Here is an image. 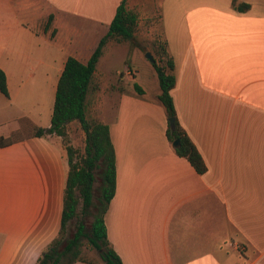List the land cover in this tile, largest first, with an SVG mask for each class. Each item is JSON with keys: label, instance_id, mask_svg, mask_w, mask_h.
<instances>
[{"label": "crops", "instance_id": "0c3cea01", "mask_svg": "<svg viewBox=\"0 0 264 264\" xmlns=\"http://www.w3.org/2000/svg\"><path fill=\"white\" fill-rule=\"evenodd\" d=\"M120 2L0 0L9 88L8 96L0 91V133L19 138L0 148V264H35L60 231L66 144L33 133L51 125L67 58L87 62ZM127 7L149 28L145 38L158 27L153 35L167 41L177 117L207 170L197 172L169 140L156 70L149 92L142 66L119 69L121 84L99 113L116 152L110 242L123 264H264V0H127ZM126 68L133 75L120 73Z\"/></svg>", "mask_w": 264, "mask_h": 264}, {"label": "trees", "instance_id": "16d2710c", "mask_svg": "<svg viewBox=\"0 0 264 264\" xmlns=\"http://www.w3.org/2000/svg\"><path fill=\"white\" fill-rule=\"evenodd\" d=\"M237 9L244 11L249 4L240 3ZM52 19V16L50 17ZM138 15L127 7V0H121L108 32L102 36L87 62L69 56L57 84L51 125L38 127L33 135L65 136L70 122L78 121L85 132L84 151L72 144H66L69 166L64 190V204L61 228L58 235L43 249L35 264H74L77 261L99 262L104 264H123V261L107 234L105 214L116 192V152L107 123L90 115L92 97L99 90L95 75L97 65L104 53L106 44L114 39L118 42H135ZM48 27V24H47ZM160 85L159 101L164 105L168 117L176 118V127L167 130L171 142L180 139L175 147L179 156L186 157L197 172L207 170L205 160L197 146L179 123L172 96L176 84L175 63L161 36L149 42ZM137 89H141L136 86ZM0 91L9 95L6 72L0 68ZM17 137H5L0 133V148L8 146ZM97 175L100 177L99 193L95 194ZM92 216L89 223L88 218ZM75 221V231L66 237L69 225ZM89 223V224H88ZM97 251L99 259L82 256V247Z\"/></svg>", "mask_w": 264, "mask_h": 264}, {"label": "rangeland", "instance_id": "374dc122", "mask_svg": "<svg viewBox=\"0 0 264 264\" xmlns=\"http://www.w3.org/2000/svg\"><path fill=\"white\" fill-rule=\"evenodd\" d=\"M158 19L155 20V26H157ZM148 23H151L150 21ZM148 25V24H147ZM149 28H146L145 25H138L136 27L135 33V42H139L145 46H150L149 42L155 38L154 33L159 31V28L156 27L154 33L152 35L143 36V31H148ZM140 37V38H139ZM151 47V46H150ZM153 53V52H152ZM132 64L135 66H142V74L139 76V79H144L147 84V88L151 92L152 86L150 81H148L149 75L151 76V70L155 72L153 62L146 56V52L143 51L140 47L135 46L130 41H122L118 42L114 39H111L109 44L105 47L104 53L99 61L98 69L102 72L97 76V80L100 84L98 92L95 96L92 97L91 105H90V115L97 119L99 117V113L101 112V106H104L105 102L109 101V93L117 88L121 84L120 78L118 79L117 71L119 69H123L126 64ZM149 68H151L149 70ZM156 75V72H155ZM131 88L134 87L135 82H124V86ZM111 101H113L111 99ZM112 107H109L108 111L112 112ZM51 138L56 140H61L63 144H67L71 141L74 142L76 148L82 153L84 151L85 146V132L82 129L80 123L78 121L70 122L67 126V134L62 137H56V135H50ZM100 186V177L97 175V180L95 182V194L99 193ZM92 220V216H89L88 222L90 223ZM88 223V224H89ZM75 221H72L69 225V229L66 233V237H69L75 231ZM82 256L99 259L97 251L94 249H90L87 247H82Z\"/></svg>", "mask_w": 264, "mask_h": 264}, {"label": "water", "instance_id": "95a60500", "mask_svg": "<svg viewBox=\"0 0 264 264\" xmlns=\"http://www.w3.org/2000/svg\"><path fill=\"white\" fill-rule=\"evenodd\" d=\"M146 56L153 62L154 61V56L153 53L151 51H147L146 52ZM169 123L172 129H174L176 127V118L175 117H169ZM180 143V139H176L173 141V146H178Z\"/></svg>", "mask_w": 264, "mask_h": 264}, {"label": "built area", "instance_id": "2783aa9c", "mask_svg": "<svg viewBox=\"0 0 264 264\" xmlns=\"http://www.w3.org/2000/svg\"><path fill=\"white\" fill-rule=\"evenodd\" d=\"M120 73H127L128 75H133V71L130 69V68H126V70H124L123 72H120Z\"/></svg>", "mask_w": 264, "mask_h": 264}]
</instances>
